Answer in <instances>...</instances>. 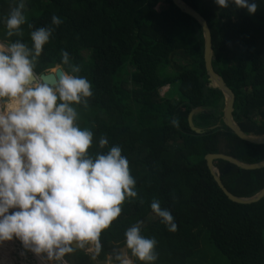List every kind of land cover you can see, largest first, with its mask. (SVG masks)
<instances>
[{
    "label": "trees",
    "instance_id": "obj_1",
    "mask_svg": "<svg viewBox=\"0 0 264 264\" xmlns=\"http://www.w3.org/2000/svg\"><path fill=\"white\" fill-rule=\"evenodd\" d=\"M182 1L210 30L212 68L234 95V121L244 133L264 136V0H256L251 16L233 5L218 8L214 0ZM15 4L0 0V41L20 39L31 46V31L49 26L53 15L61 19L36 72L60 64L61 50L69 54L92 85L88 106L77 108L78 123L93 133L90 151L106 137L107 147L121 148L136 181L137 197L125 200L120 215L101 232L99 247L92 254L84 251L89 246L73 250L63 260L102 263L125 245V230L142 221L141 234L156 240L154 264H197L202 233L227 264H264V197L250 205L229 201L204 160L223 154L255 164L264 161V144L242 141L224 126L196 135L187 125L188 113L201 107L208 112L196 115L194 125L213 127L223 104L207 81L199 25L171 0H25L23 35L6 37L3 21ZM176 57L184 64H176ZM165 67L172 74L162 77ZM164 87L177 98L160 96ZM213 165L233 196L251 197L264 188V168L246 171L223 160ZM154 199L170 211L174 232L151 211Z\"/></svg>",
    "mask_w": 264,
    "mask_h": 264
},
{
    "label": "clouds",
    "instance_id": "obj_2",
    "mask_svg": "<svg viewBox=\"0 0 264 264\" xmlns=\"http://www.w3.org/2000/svg\"><path fill=\"white\" fill-rule=\"evenodd\" d=\"M214 3L250 16L257 11L256 0ZM24 9L25 0H16L3 21L6 37L23 35ZM61 22L53 15L49 26L31 31V46L20 39L0 41V245L17 240L47 264H63L74 246L98 248L101 232L117 219L125 200L137 197L118 145L107 147L102 136L98 150L90 151L93 133L78 123L77 108L88 106L92 85L69 54L61 50L60 64L48 74L36 72L43 46ZM150 208L168 231L176 230L158 200ZM141 227L137 221L125 230V248L140 264H154L156 240L143 236ZM115 259L133 264L127 252Z\"/></svg>",
    "mask_w": 264,
    "mask_h": 264
},
{
    "label": "water",
    "instance_id": "obj_3",
    "mask_svg": "<svg viewBox=\"0 0 264 264\" xmlns=\"http://www.w3.org/2000/svg\"><path fill=\"white\" fill-rule=\"evenodd\" d=\"M171 2L181 13L189 16L199 25L203 40L202 59L204 64V71L207 76V81L212 89H216L221 93L222 102H223L222 107L218 110V112L220 113L219 122L213 127L206 129L196 127L193 123V118L198 114H205L208 111L205 108H201V107H196L192 109L187 115V125L189 129L194 134L200 135L208 130L214 128H220L221 126H224L232 134H234L237 138H239L242 141L251 144H264V136H251L244 133L233 119L234 95L231 92V90L226 86V84L223 82V80L214 72L212 68L213 52L211 46V35L205 20L201 17L199 13H197L195 10H193L191 7L185 4L182 0H171ZM49 72L50 70L42 74H48ZM204 160L207 169L210 172L214 182L229 201L240 205H250L258 202L264 197V188H262L260 191H258L256 194H254L251 197L244 198V197L233 196L222 185L220 181L219 172L217 168L214 167L213 165V162L215 160H223L238 167L239 169L250 171V170H257L264 168V161L255 164H246L223 154H209L204 157ZM79 249L80 248H76L74 246V250H79ZM125 250H126L125 247L118 249V251H120L121 253V256L124 255ZM63 264H67V263L63 260Z\"/></svg>",
    "mask_w": 264,
    "mask_h": 264
},
{
    "label": "rangeland",
    "instance_id": "obj_4",
    "mask_svg": "<svg viewBox=\"0 0 264 264\" xmlns=\"http://www.w3.org/2000/svg\"><path fill=\"white\" fill-rule=\"evenodd\" d=\"M174 61L178 65L184 64V61L181 60L179 57L174 58ZM160 73L162 77L172 74L170 68L168 67L161 69ZM169 90H170V87H164L159 91V95L160 96H166V95L174 96L173 91L169 95ZM174 97L175 99L177 98V96H174ZM10 242L12 243L11 246H12L13 252L10 254L8 263L4 262V264H47V262L44 259L36 260L34 258V255H32L29 252H25L19 241L13 240ZM199 242L200 243H199V248H198V255L197 257L193 258V262L197 264H227L226 259L213 247L211 243L208 242L206 233H202ZM2 245H5V247H7L8 250L10 249L7 242H5ZM94 249H95L94 246H92V247H87V249H85L84 251L87 254H92ZM115 257L116 255L107 256L106 260L100 264H118ZM0 262H2V255H0ZM55 263L56 261L51 262V264H55Z\"/></svg>",
    "mask_w": 264,
    "mask_h": 264
},
{
    "label": "bare ground",
    "instance_id": "obj_5",
    "mask_svg": "<svg viewBox=\"0 0 264 264\" xmlns=\"http://www.w3.org/2000/svg\"><path fill=\"white\" fill-rule=\"evenodd\" d=\"M7 244L9 246V248H10L9 250L7 249V247H5V245H0V255H2V262H0V264H4V262L8 263L10 254L13 252L12 246H11L12 243L11 242L10 243L7 242ZM34 258L36 260L43 259V258H37L35 256H34Z\"/></svg>",
    "mask_w": 264,
    "mask_h": 264
},
{
    "label": "flooded vegetation",
    "instance_id": "obj_6",
    "mask_svg": "<svg viewBox=\"0 0 264 264\" xmlns=\"http://www.w3.org/2000/svg\"><path fill=\"white\" fill-rule=\"evenodd\" d=\"M123 247H125V245H123V246H121V247H117V248H114V249H112L111 250V252L112 253H115V255L117 256V255H120L121 256V253H120V251H118V249H121V248H123ZM87 249V248H86ZM128 251L129 250H125V252H127L128 253ZM110 256V255H109ZM129 256V255H128ZM111 258V257H110ZM98 264H100L99 262H97Z\"/></svg>",
    "mask_w": 264,
    "mask_h": 264
}]
</instances>
